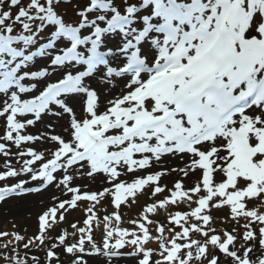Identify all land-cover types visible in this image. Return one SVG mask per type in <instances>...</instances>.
Masks as SVG:
<instances>
[{"label":"rangeland","instance_id":"obj_1","mask_svg":"<svg viewBox=\"0 0 264 264\" xmlns=\"http://www.w3.org/2000/svg\"><path fill=\"white\" fill-rule=\"evenodd\" d=\"M113 1L116 3L115 9L124 10L127 0ZM89 8L88 0H0V41L6 40L7 36H22L25 37V42L15 46L24 49L23 45L31 41L32 38L38 41L37 44L41 42V39L45 41L52 38L57 25L60 24L76 25L82 28L85 34L91 33L89 25H84V21L87 18L95 21L98 15H92ZM246 10L249 12L248 5H246ZM254 15L249 21L242 19L241 23L243 25L249 23L247 26L256 33L258 15L257 17ZM37 47L38 45L32 49ZM22 60L17 59L13 62V66L17 61ZM51 61V58H44L36 64L25 65L23 69L21 67L22 70L18 72V77L26 87L25 91L20 92L17 89H12L0 92V176L5 178L10 173L15 176L12 178V182L17 183L23 180L22 183L19 182L18 186L11 185L10 188H22L28 185L27 183L40 181V185L35 187L37 191L34 194L21 198H7V201L2 202L0 220L3 225L0 232L6 231L10 239L17 240L25 233L21 228H14V223H17L18 226L37 225L39 216L46 215L55 207H60L61 204L76 202V198L80 194L85 195L88 199L92 197L93 192L98 193L101 198L98 196L95 203L103 201L105 204V202L113 201L110 196L120 186L134 188L138 182L156 181L160 177L159 184L161 186L173 188L176 185L182 186V190H190L194 186H200V178L208 179L217 176L223 166L227 165L231 173L234 172L233 169L236 166H232V157L226 139L223 140L224 142L210 144V147L203 148V151L217 149L210 160V167H206L201 166L197 159L189 160L188 157L177 156L170 150L167 153L166 150L156 153L154 148L160 145L164 146V144L159 140L152 142L148 137L149 133L143 131L139 135H133L129 141L119 139L121 145L118 146L116 152L121 153L123 157L117 163H107L100 171H97L94 163L87 159L81 165L76 166H68L63 163L58 171L50 177H46L44 173L39 175L40 171L45 169L43 162L61 153L60 142L72 141L77 125L92 114L106 112L110 115V120L113 123H123V126L115 131L112 129L110 131V127H108L107 130L111 135H120L129 129L135 130V124L144 118L145 112L153 116L162 115V110L158 107H152L150 104L147 107V104H138L132 101L131 86L119 91L112 90L118 80L106 77L103 73H98L89 79L86 83L87 88L82 94L60 95L42 114L25 115L23 111L26 100L37 99L42 92L41 89L47 83H52L56 79L58 81L64 78L67 73L63 70L55 71ZM10 66L8 63V67ZM39 70H45L46 76H40L38 81L33 80L30 73ZM23 72L27 74L24 78L20 76L23 75ZM30 88L34 89L29 90ZM86 91L90 97H97L95 103L97 107L93 108L92 112L82 111ZM77 105L81 108H79L80 111H78ZM252 109L246 113V117L239 118L237 127L246 125L248 127L247 134L249 133L248 136L254 143L253 136L256 131L264 127V114H261L264 109ZM117 113L120 115L115 118ZM105 131V128L98 129V132L101 133ZM145 147L149 149V153L142 152V148ZM258 157L260 160L264 159V148L258 150L252 161L253 164L251 163L246 168L256 167L254 163ZM63 158H67V156H63ZM28 164H31V167H28ZM235 164L238 165L237 162ZM252 192L254 191H250L251 194ZM129 202L133 206L142 208L139 198L134 197V201ZM262 202L258 199L256 206L258 211L264 213V204H257ZM133 206H122L120 211L122 214H131L137 209H133ZM160 210L162 211V209ZM160 212H157L158 215L163 214ZM124 218L127 219V216ZM11 226L12 228H10ZM33 239L36 240L35 237ZM12 244L14 243L12 242ZM31 245V252L43 250L39 245L38 247ZM152 245H154L152 249H155L156 246L159 247V251L162 249L158 238L152 239ZM25 246L24 250L28 252L29 247ZM0 247V264H14L16 260H12L16 257V252L8 258L9 256L4 254V246ZM147 247L149 245L143 248L149 250ZM140 248L142 247H137L132 251L134 256L131 259L109 258L108 261L112 264H138L142 257ZM88 249L90 248L86 250ZM21 257V259H17L16 264L30 263V256L21 254ZM36 263L34 260L30 264Z\"/></svg>","mask_w":264,"mask_h":264},{"label":"trees","instance_id":"obj_2","mask_svg":"<svg viewBox=\"0 0 264 264\" xmlns=\"http://www.w3.org/2000/svg\"><path fill=\"white\" fill-rule=\"evenodd\" d=\"M149 203V202H148ZM190 204H184L179 209H188ZM162 209L160 216L156 213L154 218L151 215L152 221L147 220V213L151 209H136L132 212L135 218L123 220L118 233L119 240L121 241L122 250L127 249L130 245L136 242V239L142 237L144 233L156 235L161 238L160 245L162 249L156 246L153 254V262L151 264H262L264 263V247L257 245V239H254L255 232L251 229L249 221L245 216L237 219L229 211L221 210L222 207H216L212 210L211 215L207 216L206 211H194L189 213L181 220L180 225H174L172 220L173 209ZM141 213V214H139ZM130 216V215H129ZM150 218V217H149ZM150 218V219H151ZM245 218V220H244ZM69 226V220H64ZM143 223L144 227L136 230V224ZM3 223L0 220V228ZM21 228L25 233L31 231V226L16 225ZM135 229L136 234H131V230ZM65 230V226L57 224L54 227V234L51 240L46 241L42 246L43 254L35 252L31 255H37L44 258L46 249L51 246L54 237H60L59 231ZM130 230V231H129ZM35 233V230L33 231ZM71 233V232H70ZM116 234V233H115ZM217 234L224 235L230 234L231 242L224 247L220 246V242L215 240ZM26 235V234H25ZM34 235V234H33ZM29 235L23 237L22 240H16L15 244H9L10 247L19 248L24 244V240L29 239ZM152 236V235H151ZM9 247V248H10ZM173 250L174 255L172 258L167 259L166 255L170 250ZM171 250V251H172ZM65 260L63 264H112L104 261L97 253H89L88 256L64 253ZM78 258V260H77ZM74 262V263H72Z\"/></svg>","mask_w":264,"mask_h":264},{"label":"bare ground","instance_id":"obj_3","mask_svg":"<svg viewBox=\"0 0 264 264\" xmlns=\"http://www.w3.org/2000/svg\"><path fill=\"white\" fill-rule=\"evenodd\" d=\"M125 83H126V80H123L122 82H119L118 85L115 88H113L112 90H114V89L116 90L118 88H125V87H123V85H125ZM109 91H110V89H109ZM77 107H78V111H80V109H79L80 107L78 105H77Z\"/></svg>","mask_w":264,"mask_h":264}]
</instances>
